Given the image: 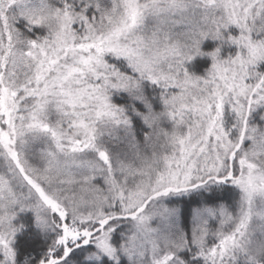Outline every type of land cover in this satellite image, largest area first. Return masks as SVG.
<instances>
[{"label":"snow or ice","instance_id":"6c2138e0","mask_svg":"<svg viewBox=\"0 0 264 264\" xmlns=\"http://www.w3.org/2000/svg\"><path fill=\"white\" fill-rule=\"evenodd\" d=\"M0 264H264V0H0Z\"/></svg>","mask_w":264,"mask_h":264},{"label":"trees","instance_id":"16d2710c","mask_svg":"<svg viewBox=\"0 0 264 264\" xmlns=\"http://www.w3.org/2000/svg\"><path fill=\"white\" fill-rule=\"evenodd\" d=\"M212 46H214V42H212V41H206L205 42V44L203 45V47H205V48H210V47H212ZM207 59L205 58V59H201V58H196V60L194 61V64L195 65H197V66H200V65H206L207 64Z\"/></svg>","mask_w":264,"mask_h":264}]
</instances>
